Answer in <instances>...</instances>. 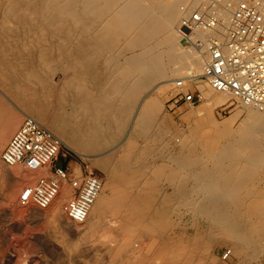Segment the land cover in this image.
I'll list each match as a JSON object with an SVG mask.
<instances>
[{"label":"bare ground","instance_id":"obj_1","mask_svg":"<svg viewBox=\"0 0 264 264\" xmlns=\"http://www.w3.org/2000/svg\"><path fill=\"white\" fill-rule=\"evenodd\" d=\"M181 1L200 0H0L1 86L13 92L28 111L26 115L50 126L82 158L96 160L106 176L77 235L70 229L60 231L62 218L75 222L61 205L71 195L67 182L49 206L35 207L59 229L57 239L66 247L70 264L78 240L95 236L99 230L104 239L94 241L97 250L124 255L128 264L127 254L142 247L138 238L143 235L151 239L150 247L162 264H210V248L221 238L232 244L238 264H264V187L256 183L258 171L264 168V111L243 105L249 111L239 127L234 126L237 113L218 122L213 109L230 94L207 85L206 102L194 114L204 126L214 128L212 135L200 138L199 128L193 133V127L175 139L182 144L180 152H170L176 167L165 165L152 176L147 171L148 145L175 138L159 117L163 105L158 93L173 84L172 74L198 73L206 59L180 43L176 25ZM237 1L242 0H224V21ZM196 33L205 36L209 32ZM53 63L65 72L61 83L52 78ZM146 91L157 95L141 99ZM65 100L74 103L77 115L86 119L82 120L85 128H72L59 117L58 106ZM23 113L10 110L0 100V151ZM121 136L118 158L105 155L99 159L90 153L111 146ZM224 137L226 142L219 143ZM137 139L147 145L138 147ZM156 151L164 155L162 149ZM20 166H8L0 157V189L12 214L24 218L30 204L18 202L22 185L50 174L51 166L27 170ZM162 176L173 186L180 181L204 188V197L190 204L206 221L194 237H187L185 231L170 235L177 222L170 218L171 196L158 188L155 192ZM5 250L0 248V260Z\"/></svg>","mask_w":264,"mask_h":264},{"label":"built area","instance_id":"obj_2","mask_svg":"<svg viewBox=\"0 0 264 264\" xmlns=\"http://www.w3.org/2000/svg\"><path fill=\"white\" fill-rule=\"evenodd\" d=\"M224 0L188 1L180 5L176 30L183 47L206 55L202 70L173 81L168 106L174 110L183 103L199 104L203 99L200 83L231 99L264 111V2L242 0L232 9L227 21L222 17ZM198 30L209 33L200 36ZM61 138L35 117L27 115L14 132L1 158L8 166L31 169L51 166L49 176L25 185L20 192L22 205L35 203L43 209L59 193L63 182L73 189V198L63 205L65 214L83 223L101 193L104 180L94 170L57 164ZM230 253L227 252L226 256Z\"/></svg>","mask_w":264,"mask_h":264},{"label":"rangeland","instance_id":"obj_3","mask_svg":"<svg viewBox=\"0 0 264 264\" xmlns=\"http://www.w3.org/2000/svg\"><path fill=\"white\" fill-rule=\"evenodd\" d=\"M181 4H183V1L179 2V5ZM176 22L174 25H176ZM178 58L177 61H179ZM53 64H54L53 65L54 69L52 70L51 73L52 78L54 81L56 82L58 81V83L59 82L61 83L66 77L65 72L63 71V69H60L61 67H59V64L56 63ZM171 66L174 68L175 65L174 66L171 65ZM178 77H181V75L174 76L172 74L171 79ZM3 84L4 83L0 84V100L4 101L8 105L10 110L22 111V112L25 111V113L22 114V119L19 125L10 134L8 140L4 144L0 153H2L4 147L6 146L11 136L22 124L24 118L27 116L26 112L28 113V111L19 104V101L16 100L17 98H15L16 96L13 94V92L8 88L6 89L5 86H1ZM171 88L172 85L170 84L169 88L165 90L166 92L158 93L161 94L160 100H162V105H163L160 108L159 117L170 128L169 134H171V137H175V138H172L171 141L169 138L166 141L159 140L158 143H154V144L150 143L151 145L150 144L148 145L151 146L149 147L151 149L146 158V163L148 164L147 171L149 173V176H152L153 171H155L157 168L164 169L165 165L168 166V169H170V166L171 168L176 167V164L170 160V152L176 153V152H180V150L182 149V144H178V142L175 141L177 137H182L183 133L190 132V130H192L193 127H195L193 133H196L199 128L196 134L200 138L205 137V135H212V133L214 132V128L212 126H207L208 127L207 128L202 124V121L197 119V117L194 114L198 106L206 102L207 98L204 94V91L210 89L207 86V84L204 82L200 83V88L203 91L202 93L204 99L199 104L190 105L188 103H183L174 110L170 109L168 106L169 104L168 99L171 96ZM144 93L142 94L141 99L149 97L150 95L151 96L157 95L156 92L146 91ZM58 107H60V112L58 111L59 117L61 116L64 122L66 121L70 122L71 126L73 125L72 128L81 129L87 126L85 123L86 119L83 120L84 117H82L80 114L77 115V113H79L78 112L79 110H77L76 106L71 101L65 100V102H63V104L61 102L60 106ZM248 111L249 110L245 108V106H243L241 103L231 99V97L230 98L228 97L226 101L214 107L212 116L216 121L222 122L229 119L234 113H237V119L234 125L235 128H237L239 127V125L242 124L243 122L242 120H244L247 117ZM82 120L85 122H83ZM196 121H200V122H196ZM42 124L44 123L42 122ZM44 125L52 129L50 126L46 124ZM202 131L203 133L201 134ZM206 131L207 132L210 131V133L209 132L207 133ZM122 139L123 138L121 136L111 146L106 147L101 151L90 152V153L94 154L96 156L95 158H99V159L101 158V156H105V155L106 156L110 155L118 158L119 155H121V151H122V145H123ZM210 140L209 141L213 144L211 138ZM219 140H220L219 143L226 142L225 137L220 138ZM135 143H137L136 145L138 147H143L144 144L147 145L143 139H137ZM112 147H114V149H112ZM157 147L159 149H162L164 155L156 151ZM57 160L58 161L56 163L59 165L64 164V165H71V167L73 166V168L75 169L74 171L77 174H81V171L83 169H86L85 167L88 166V169L94 170L95 172L100 174L103 180H105L106 178L103 169H101L96 163L93 162V161L97 162L96 160L91 161L82 158L80 154L70 150L65 144H62L61 151ZM79 165L82 166V170L79 169L80 168ZM20 168L27 170V168H25L22 165L20 166ZM49 175L50 174L46 173V175L43 177H47ZM43 177L37 179L34 182L24 183L22 185L21 190L25 185L36 183ZM258 178L259 180L256 182L257 186L259 185L261 187L262 185V187H264V168L258 171ZM155 185H157L155 186L156 193L158 192V190H156L158 188L161 193H168V195L171 196L170 200H168V203L170 204V218L172 220L174 219L177 222H174L176 223V226H174V228L170 230V235L172 234L174 236L176 234L180 235L182 234V232L185 231L187 237L192 238V235L194 237L197 232L202 231V229L205 227L204 225L206 224V221L204 220L205 217L200 213H198L196 209H194V207H192L190 204L199 202L200 198L204 197V193H205L204 188L202 189L200 187L191 186V183L185 184L184 182H180V181H178L173 186L171 185L170 180L166 176L160 177L158 181L155 183ZM65 186L71 189V195L68 199L64 200V202L62 201L61 203L62 206L67 201L71 200L74 196L72 187L68 186L67 184H65ZM3 192L4 190L0 189V248L2 247L3 249H6L5 250L6 253L5 256L1 258L0 264H70L66 255V247L62 244L60 240L57 239V237L60 235L59 233L61 230L63 231L68 229H70L73 235H77L84 224L77 222L76 223L69 222V220H67L66 218H62L61 225H63V227L59 231V229L56 226H53L52 223L49 222L48 219L44 216L43 210H40V212L38 211L39 213L35 211L36 209L35 207H38L35 203H31L28 208L25 207L28 209L26 217L22 218L19 215H13L11 210L12 206L10 204H6L7 202L4 199L5 192L4 193ZM19 194H18V202H19ZM96 239L97 241L104 239L102 230L101 231L99 230V232H97L95 236L90 235L88 237L82 238L81 240H78L79 244L76 245L79 246L74 249L72 256L73 257L72 264H128L126 262L127 259L125 258L124 255L122 256L116 254L114 255V253H111L106 250H97L96 246L94 245V241ZM157 240L159 239L156 238V241ZM138 241L142 243L141 244L142 247L140 246L134 247L135 251H130L127 254L128 255L127 257L130 258V262H129L130 264H140L142 261L143 263L141 264L163 263V260L159 258L160 255H157L156 250L150 247L152 241L149 238V236L143 235V237L138 238ZM231 247L232 244L228 239L221 238L219 239V241L217 240L216 243L210 248V258H209L210 264H236V263L238 264L239 261L237 260V257L234 255V249H231ZM50 248H53L56 252L54 254L50 253L49 251ZM150 248L151 250H149ZM229 251H230L229 255L226 256V253Z\"/></svg>","mask_w":264,"mask_h":264},{"label":"crops","instance_id":"obj_4","mask_svg":"<svg viewBox=\"0 0 264 264\" xmlns=\"http://www.w3.org/2000/svg\"><path fill=\"white\" fill-rule=\"evenodd\" d=\"M57 161H58V160H57ZM57 161H56V162H57ZM50 171H51V169H50ZM43 178H45V177H43ZM43 178H42V179H43ZM40 180H41V179H40Z\"/></svg>","mask_w":264,"mask_h":264}]
</instances>
